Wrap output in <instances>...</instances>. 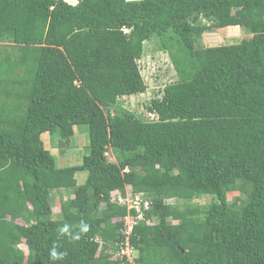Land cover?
<instances>
[{
  "label": "trees",
  "instance_id": "1",
  "mask_svg": "<svg viewBox=\"0 0 264 264\" xmlns=\"http://www.w3.org/2000/svg\"><path fill=\"white\" fill-rule=\"evenodd\" d=\"M77 1L0 0L16 50L0 54V264H264V0ZM229 27L239 43L200 46ZM155 40L177 80L137 116L119 100L145 93ZM79 125L88 155L56 167L42 136ZM125 189L149 199L142 220L111 202ZM127 216L131 262L114 256Z\"/></svg>",
  "mask_w": 264,
  "mask_h": 264
},
{
  "label": "rangeland",
  "instance_id": "2",
  "mask_svg": "<svg viewBox=\"0 0 264 264\" xmlns=\"http://www.w3.org/2000/svg\"><path fill=\"white\" fill-rule=\"evenodd\" d=\"M203 23H206L205 21ZM227 29V28H226ZM244 33V32H243ZM246 36V35H245ZM244 38V35L235 34L232 29L227 30H216L209 33H204L200 39V46L211 47L225 44H237ZM199 46V43H197ZM0 54L2 56L16 54V50L9 45L1 44L0 42ZM142 77L146 84V91L142 95L124 97L119 100L121 107L135 115H145V105L153 98L159 97L160 92L165 85L173 83L177 80L173 66L169 60L167 53L163 52L159 48V42L157 40L145 43L144 54L139 61ZM146 117V115L144 116ZM88 127L85 125H79L74 127V135L70 138L68 143L61 140L57 134L52 137L49 135H43L42 139L47 149H50L51 155L55 159V165L58 168H70L80 166L82 159L89 153V137ZM64 141V142H63ZM63 144H60L62 143ZM63 145V146H61ZM107 159L110 162H116L115 156L109 149L107 151ZM86 179L85 172H79L75 175L77 186L84 184ZM72 190H60L58 193L52 192L51 197L53 198L55 205L53 212L58 214L59 212V200L67 199L72 197ZM238 197V194L228 193L227 198L229 202H232L234 198ZM173 205H180L179 203L168 201ZM192 202L206 206L209 203V198H196ZM56 216V215H55ZM19 222V221H18ZM175 222V221H172ZM20 248L26 252L24 245Z\"/></svg>",
  "mask_w": 264,
  "mask_h": 264
},
{
  "label": "built area",
  "instance_id": "3",
  "mask_svg": "<svg viewBox=\"0 0 264 264\" xmlns=\"http://www.w3.org/2000/svg\"><path fill=\"white\" fill-rule=\"evenodd\" d=\"M65 3L75 6L77 4V0H63ZM127 3L132 2H141L143 0H124ZM111 202H115L118 205H125L127 209L133 210L136 213V219L142 220L143 213L142 210H148L150 208V202L148 198H145L143 195L133 194L131 193L130 189H125L124 196H122L121 193H113L111 197ZM136 222L130 217H126V230L124 231V235L126 236L123 241L119 243V249L117 253L114 255L115 259L123 260L126 258L128 261H132V248L129 242V234L132 231L133 225H135Z\"/></svg>",
  "mask_w": 264,
  "mask_h": 264
},
{
  "label": "clouds",
  "instance_id": "4",
  "mask_svg": "<svg viewBox=\"0 0 264 264\" xmlns=\"http://www.w3.org/2000/svg\"><path fill=\"white\" fill-rule=\"evenodd\" d=\"M81 230L84 231V232H87V231H88V228H87V226H84V227H82ZM63 231H67V228L65 227V228L63 229ZM77 238H78V237H77ZM51 256H52L53 259L58 258V254H57V252H56L55 250H53V251L51 252Z\"/></svg>",
  "mask_w": 264,
  "mask_h": 264
},
{
  "label": "crops",
  "instance_id": "5",
  "mask_svg": "<svg viewBox=\"0 0 264 264\" xmlns=\"http://www.w3.org/2000/svg\"><path fill=\"white\" fill-rule=\"evenodd\" d=\"M227 29H232V31H233L235 34H239V33H240L241 35H243L238 27H229V28H227ZM227 29H224V30H227ZM222 30H223V29H222Z\"/></svg>",
  "mask_w": 264,
  "mask_h": 264
}]
</instances>
